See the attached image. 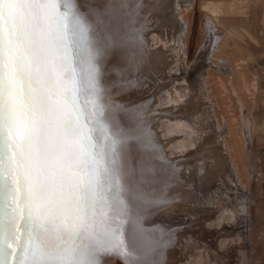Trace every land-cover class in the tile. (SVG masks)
<instances>
[{"label":"snow or ice","instance_id":"1","mask_svg":"<svg viewBox=\"0 0 264 264\" xmlns=\"http://www.w3.org/2000/svg\"><path fill=\"white\" fill-rule=\"evenodd\" d=\"M76 3L0 0V264H103L126 247L121 134L89 112L97 42Z\"/></svg>","mask_w":264,"mask_h":264},{"label":"bare ground","instance_id":"2","mask_svg":"<svg viewBox=\"0 0 264 264\" xmlns=\"http://www.w3.org/2000/svg\"><path fill=\"white\" fill-rule=\"evenodd\" d=\"M137 1L134 0L126 7H121L119 0H77L76 3L78 11L89 16L90 22L94 23L93 39L97 42L94 65L99 96L89 101V112L94 116L95 109L91 105L101 104L104 107L105 116L108 117L107 123L121 134L122 141L118 150L122 173V198L126 207L124 215L116 218V223L121 226L120 238L124 240L126 247L123 253L113 252L103 256V264H178V257L175 258V256L183 258V252L188 249V243L191 241L182 240L181 246L175 249L172 247V239L165 236L166 232L163 229H157L156 225H151L150 223L155 219L149 218L170 213L175 210L177 202H182L184 205L189 203L196 194V187L193 188L190 183L196 178L197 181L200 180L205 170L216 168V166L219 168L228 167L225 176L223 174L224 177H228L226 184L230 180L235 189L241 188L240 174L243 175L244 170L251 172L245 160L247 159L248 145L253 138L252 126L247 120L244 121L242 131L240 130L241 137L239 132L224 120L228 132L225 129L223 131V127L219 126L217 118L215 120L213 116L212 111L214 110L211 111L209 106L207 108L203 86L209 84L207 79H209L210 72L217 75L219 87L224 91H226V87L222 83L221 76H227L236 82L242 80L244 84L246 78L240 67L243 60H237L224 53L225 49L235 52L234 38L237 37V32L224 26L221 22L222 0H208L210 2L206 3L205 7L210 14L207 16L206 26L203 27L206 42L199 53L197 75L194 71L195 74L189 73L185 79L181 80L180 85H173L172 88L167 85L168 88L167 86L161 88L158 97L152 96L155 100L154 104L151 103V101L153 102L152 97L150 103H140L139 101L129 104L125 101L124 103L120 99L121 97L127 98L130 93H128V88L131 84L121 82L126 78H123L122 71L133 66L136 68L146 65L153 67V65H160L163 61L160 48L148 49L147 41L142 39L146 34L145 30L149 29L152 32L156 29L157 14L159 8L162 7L154 5L156 0L153 4L148 3L151 5L144 15L151 18L154 28L138 26L134 29L132 25L136 18L135 3ZM189 4L190 0H184V5L175 3L171 7H166L165 11L168 23H172V27L177 33L179 39L177 47L180 52L183 49L185 34L184 28L178 22L176 11L182 7H188ZM90 10L92 14H90ZM180 59V65H182L185 61L184 54L180 55ZM204 60L208 61L207 64L204 63ZM230 84L232 85V82ZM189 86L192 87V91L189 90ZM244 88L248 90L247 86ZM125 90L127 92H124ZM195 90L198 91L197 94L193 93ZM232 90L235 91L236 88L233 86ZM158 103H162L164 107L152 111L151 104L155 106ZM145 113H155L154 118L158 120V123L154 121L153 117L144 115ZM159 124L163 126L162 131L158 130ZM155 125L156 128H153ZM225 133L229 142L225 140ZM227 150L232 153L233 160L236 158L234 161L239 165L238 169L234 167L235 165L233 166L235 170L237 169L238 178L231 168ZM230 160L232 159L230 158ZM174 163H182L185 166L182 168L185 173H183L181 181H176L177 179H170V181L164 170L163 166L172 167ZM219 165L224 166L220 167ZM226 168L223 170H227ZM220 170L216 169L212 174H219ZM159 171L163 173V177ZM216 171L219 173H215ZM206 175L209 174L206 173ZM169 176L174 178L171 174ZM219 177L222 178L221 175ZM213 178L215 179V176ZM231 182L230 184H232ZM230 184L229 186H232ZM149 195L153 197L151 198ZM148 196L151 199H148ZM154 197H156V201ZM175 199L177 202L172 201ZM170 201H172L171 205ZM220 202L222 201L220 200L218 204ZM250 202L251 199L246 204L244 201L238 200L234 209H230L229 206V209L226 208L221 216H228V213H233L236 216L241 212V214H246ZM154 210L160 211L161 214H155ZM4 211H7L6 204ZM151 211L152 213L149 214ZM213 218L215 219V217ZM223 222L226 225L227 222L225 220ZM219 226L217 225V228ZM165 237L167 238L165 239ZM197 239L195 242L193 240V246L197 247L193 260L183 264L205 263V255L207 256L208 252L205 254L203 249L199 251L201 246H198V242L201 239L200 237ZM214 240L216 242L217 239ZM209 255L211 256V254ZM213 258L212 260L219 259V257ZM183 261L184 258L182 261L180 260V263ZM8 264H12L10 258Z\"/></svg>","mask_w":264,"mask_h":264},{"label":"rangeland","instance_id":"3","mask_svg":"<svg viewBox=\"0 0 264 264\" xmlns=\"http://www.w3.org/2000/svg\"><path fill=\"white\" fill-rule=\"evenodd\" d=\"M133 1L119 0V4L121 7H126L127 4H131ZM154 1L138 0V3H135L136 18L133 20L132 25L134 29L138 26L154 28L151 18L144 15L146 10L148 11L149 5H151L148 3L153 4ZM208 2L210 1L190 0L188 7H182L176 11L178 22L184 28L185 34L183 49L180 52L177 47L179 40L177 33L174 31L172 23H168L166 19L167 12L165 11L166 7H171L175 3L184 5V0H156L154 5L162 7L159 8V13L157 14L158 24L152 32L149 29L145 30L146 34L142 39L147 41L148 49L160 48L163 61L160 65H153V67L146 65L141 68L133 66L124 69L122 71L123 78H126L122 79L121 82L131 84L128 88V93H130L127 98L121 97L120 100L124 101V103L127 101L128 104L136 101L150 103V98L153 95L158 97L160 89L164 86L168 85L169 88H172L173 85H180L181 80L185 79L189 73L195 74L194 71H196L195 75H197L200 61L198 58L199 53L206 42L203 27L206 26L207 16L210 14L205 7ZM220 8L222 24L237 32L234 44H237L239 49L241 48L238 51L236 47L233 55H230L227 49H225L224 53L237 60H243L240 63V67L245 75L246 83L244 84L242 80L239 82L232 81L229 77L223 75L221 79L226 87V91H224L219 87L217 75L210 72L209 79H207L209 84L203 86L204 101L207 108L209 106L211 111L214 110L212 111L213 116L215 120L217 118L219 126L223 127V131L225 129L228 132L224 125V120L229 125H232L241 137L243 122L247 120L252 126L253 138L248 145L246 151L247 159L245 160L251 172L244 170L243 175L240 174L239 176L236 173L239 166L234 161L236 158L233 160L232 153L227 150L231 168L237 175L236 177H240L241 190L235 189L234 184L230 180L232 184L229 181L228 185L226 184L228 177L224 176L225 172L228 171V167L219 165L220 167L224 166V168L216 166V168L205 170L200 180L197 181L196 178L194 179L196 180L195 182L193 180L190 183L193 188L196 187V194L189 203L184 205L182 202H177V199L172 200L177 202L174 207L175 210L165 215L152 216L149 219H155L150 224L156 225L157 229H163L166 232L165 236L169 237L170 240L172 239L173 246H171L175 249L181 246L182 240L191 241L188 243V249L183 252V262L180 263V260H183L182 256H175V258L178 257V264L189 263L193 260L197 249L193 245L199 237L201 239V243L198 242L200 245L196 242L199 247L201 246L199 251L203 249L202 251L205 254L208 252L207 256L205 255L206 261L204 264H211L213 257H219V259L212 260V264H264V0H222ZM183 54L185 61L180 65V55ZM240 54H243V57ZM201 62L203 61L201 60ZM207 62L204 60L205 64ZM230 82H232V85ZM233 86L236 88L235 91L232 90ZM245 86L248 87V90L244 88ZM189 90L192 91L191 86H189ZM124 92L127 91L125 90ZM193 93L197 94L198 91L195 90ZM152 99L153 102L151 101V103L154 104L155 100L153 97ZM153 104H151L152 111L164 107L162 103H158L155 106ZM154 114L145 113L144 115L153 117L154 121L158 123V120L154 118ZM153 128H156V125ZM160 129L161 131L163 130L161 124H159L158 130L160 131ZM226 135L225 133V140L229 142V138ZM242 143H244V140H242ZM183 165L182 163H174L172 167L162 166L165 168L164 170L169 180L177 179L176 181H181L183 173H185L182 170L185 167ZM233 166L237 169L235 170ZM225 168L227 170H223ZM216 169L218 171L221 169L220 173L216 171L215 173L219 174L213 175L212 173ZM175 170L177 171L175 172ZM206 173L209 175H206ZM159 174L163 177L162 172ZM169 174L174 176V178H171ZM214 176L215 179L217 178L216 180L213 178ZM164 178L166 179V176ZM229 184L233 187L229 186ZM227 195H230L231 199ZM149 196L153 197L152 195ZM149 196L148 199L150 198ZM249 199H251V204L249 203L248 205V213H236L237 216L233 213H228L229 217L227 215L221 216L229 206L231 207L230 209H234L236 204L239 203H236V201H244L246 204ZM154 200H157L156 197H154ZM220 200L222 202L218 204ZM172 201L169 202L170 205ZM151 213L152 211L149 214ZM154 213L161 214L160 211H155ZM224 220L229 225L227 223L224 225ZM217 225L221 226L217 228ZM214 239H217L216 242Z\"/></svg>","mask_w":264,"mask_h":264},{"label":"crops","instance_id":"4","mask_svg":"<svg viewBox=\"0 0 264 264\" xmlns=\"http://www.w3.org/2000/svg\"><path fill=\"white\" fill-rule=\"evenodd\" d=\"M222 13V12H221ZM236 45V47H237V49H238V51H240L241 50V48L239 49L238 48V46H237V44H235ZM231 49H229L228 50V53H230V55H233V52H232V50L230 51ZM240 56H242L243 57V54H240Z\"/></svg>","mask_w":264,"mask_h":264}]
</instances>
